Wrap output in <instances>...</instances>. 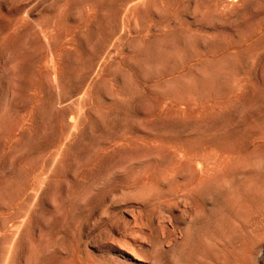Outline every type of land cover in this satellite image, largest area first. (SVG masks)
Wrapping results in <instances>:
<instances>
[{"label":"rangeland","instance_id":"obj_1","mask_svg":"<svg viewBox=\"0 0 264 264\" xmlns=\"http://www.w3.org/2000/svg\"><path fill=\"white\" fill-rule=\"evenodd\" d=\"M176 258L264 264V0H0V264Z\"/></svg>","mask_w":264,"mask_h":264},{"label":"bare ground","instance_id":"obj_2","mask_svg":"<svg viewBox=\"0 0 264 264\" xmlns=\"http://www.w3.org/2000/svg\"><path fill=\"white\" fill-rule=\"evenodd\" d=\"M46 48H47V47H46ZM49 79H51V78H49ZM40 198H41V197H40ZM191 230H192V229H191ZM191 230H190V231H191ZM186 231H187V230H186ZM188 232H189V231H188ZM188 232H187V233H188ZM188 234H190V233H188ZM186 235H187V234H185V236H186ZM188 236H189V235H188ZM188 236H187V238H186L185 241H188V240H189V237H188ZM190 237H191V236H190ZM184 238H185V237H183L182 239H184ZM183 241H184V240H183ZM190 241H191V240H190ZM178 242H179V241H178ZM181 242H182V241H181ZM182 243L184 244V242H182ZM185 245H186V244H185ZM188 245H189V244H188ZM186 246H187V245H186ZM174 247H175V246H174ZM181 247H182V246H181ZM176 248H177V247H176ZM173 249H175V248H173ZM183 249H184V248H182V251H183ZM187 249H188V248H187ZM187 249H186V250H187ZM180 250H181V249H180ZM171 251H172V250H171ZM177 251H178V250H177ZM189 251H190V250L188 249L187 252H189ZM178 252H179V251H178ZM178 252H177V253H178ZM171 253H172V252H171ZM173 253H174V251H173ZM186 254H187V253H186ZM172 255H176V254H172ZM177 255H178V254H177ZM176 257H177V256H176ZM183 257H184V256H183ZM183 257H182V258H183ZM173 258H174V257H173ZM184 258H185V257H184ZM155 259H156V258H155ZM155 259H154V260H155ZM178 259H180V258H178ZM180 260H181V259H180ZM155 261H156V260H155ZM155 261H153V263H154ZM174 261L177 262V261H178L177 258H176ZM153 263H152V264H153ZM177 263H178V262H177ZM158 264H159V263H158ZM174 264H176V263H174ZM178 264H180V263H178Z\"/></svg>","mask_w":264,"mask_h":264}]
</instances>
